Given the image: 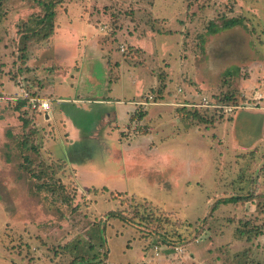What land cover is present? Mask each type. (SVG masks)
<instances>
[{
	"label": "rangeland",
	"instance_id": "374dc122",
	"mask_svg": "<svg viewBox=\"0 0 264 264\" xmlns=\"http://www.w3.org/2000/svg\"><path fill=\"white\" fill-rule=\"evenodd\" d=\"M228 18L241 25L211 33ZM62 25L79 42L95 33L80 49L115 56L106 81L94 64L111 98L135 100L137 77L156 102L174 103L151 137L159 149L124 145L125 165L104 129L62 139L65 117L101 129L103 106L83 101L82 115L49 98V122L30 109L25 99H48V75L61 72L52 39ZM256 92L262 109L264 0H0V264H264L262 116L183 106L203 96L253 107Z\"/></svg>",
	"mask_w": 264,
	"mask_h": 264
},
{
	"label": "crops",
	"instance_id": "0c3cea01",
	"mask_svg": "<svg viewBox=\"0 0 264 264\" xmlns=\"http://www.w3.org/2000/svg\"><path fill=\"white\" fill-rule=\"evenodd\" d=\"M87 26L90 28L89 25ZM88 27H85V30L88 31ZM78 34L79 32H74L73 34L70 31V28L65 25H62L56 29V35L52 39V62L57 64L61 72H50L48 77L51 78V81L47 87L43 88V93L47 96V100H49L50 105L52 101L49 98L52 99L53 97H56L54 102H58L60 104H71L72 108L78 112H80V110H77L78 108H81L83 113L89 112L90 107H86L83 101H85L86 104L103 106L105 111L100 116V121L98 122V124L102 125L103 127L101 129L92 128L90 133L91 122L76 123L74 122V120H72V118L65 117L64 121L61 124V126H63L61 134H63L64 136L62 139L64 141H67V143H72L73 141H78V139H86L87 137L91 138L93 131H95V133L97 134L98 131L104 129L102 138L110 139L111 141L115 142V146L113 148V157L120 156L121 154L125 165L126 163L129 164V161H127L128 152H121L122 148L123 150H125L124 145L131 147L133 144H140L141 146L143 144L145 149H159L161 146L156 148L155 143L153 142V140H151V137L154 135V133L163 131V119L171 117L172 115H170V113H173L174 109H177V107H175L173 102H167L165 98L157 102V104L146 106L140 105V103L146 102V98L149 95L153 96V94H151L148 90L144 92V80H140V78L137 77L131 78L130 83L133 87H130V89L127 90L135 93V100H125L126 95L122 91L118 92L117 96H115L116 98H111V94H113L114 89L106 88V82H104V88L101 89L99 87L100 80H98V77L100 76L99 73L96 72L97 69L95 65L97 64L95 63L99 62L98 65L102 68L101 72H103L101 75V79L103 81H106L108 80L106 78L109 74L108 59L111 57V59L113 58L114 62H117L115 56L108 54L104 55L105 51L102 52L101 55L92 56L91 50L87 49V46L83 47V45H89V42L92 41L91 39L97 42L95 33H92V36L87 37L86 40H82V42L88 43H84L80 49L78 44H82V42L78 41ZM96 42L95 45H97ZM75 46H77V49L75 48ZM94 52L98 53L96 50H94ZM77 55H80L82 58L79 61V69L74 74H71L70 72L71 70H73L71 68L72 66H75L74 64L76 63ZM119 65L120 66L117 65L116 70H119L121 68V64ZM116 70L112 71V73H114V75L116 76V80H122L124 77H129V74H125V72L131 71L128 68H125V71H123L124 69L121 70V72H119L120 70ZM116 80H114V82ZM152 83V80L147 79L148 87L152 86ZM103 90L107 93L106 96L102 98L98 97L97 93H99L100 91L103 92ZM195 100H197V98ZM78 104H83L84 106L77 107ZM73 105H75V107ZM56 106L59 110H57V115L62 116L60 114V111L63 110L65 112L66 110L63 108L59 109V105ZM137 111L141 112L140 118L132 122L131 117L135 113H137ZM254 111L258 115H261L264 120V108L255 109ZM52 112L54 113L55 110L51 111L50 109L48 113L41 114L44 115V118L45 115H48V119L45 118L44 120L45 122L51 121L55 116V114H53ZM80 114L82 113L80 112ZM173 121H176V123L177 121L179 123L180 121H182L184 123V126L181 127L183 131H188L191 129L190 125H188V123L186 122L187 119L185 118L182 120L180 118L174 117ZM131 123L133 124L132 128L130 127ZM156 125H158V128H156ZM137 126L141 128V132L137 133ZM52 127L54 128L53 125ZM135 130L136 133L134 132ZM262 138H264V121H262ZM96 139L98 140L99 138ZM160 139H162L161 141H163V138ZM161 143L162 142H159V145ZM258 143H253L249 145L248 148H252ZM119 149L121 153L118 151Z\"/></svg>",
	"mask_w": 264,
	"mask_h": 264
},
{
	"label": "built area",
	"instance_id": "2783aa9c",
	"mask_svg": "<svg viewBox=\"0 0 264 264\" xmlns=\"http://www.w3.org/2000/svg\"><path fill=\"white\" fill-rule=\"evenodd\" d=\"M262 95L260 93H255L253 100H256L257 103H255L253 107H248L246 105H238V104H221V102H211L206 97H199L198 101H193L191 103L184 104V107H187L190 110H201V109H208L212 111V113H217L220 116H233L236 112H239L241 110H252L255 109L258 104H260V100L262 99ZM28 101V105L31 110H34L36 112L41 113H48L51 109L50 102L47 99L43 98H30L28 97L25 99ZM157 104L155 101L154 96L149 95L146 98V102L140 103L142 106L146 105H152ZM179 105V104H178ZM182 106V105H179Z\"/></svg>",
	"mask_w": 264,
	"mask_h": 264
},
{
	"label": "trees",
	"instance_id": "16d2710c",
	"mask_svg": "<svg viewBox=\"0 0 264 264\" xmlns=\"http://www.w3.org/2000/svg\"><path fill=\"white\" fill-rule=\"evenodd\" d=\"M49 6L52 7V4L49 5ZM239 25H241V20L240 19H237V18L223 19L221 24H220V26H215V27H213L211 29V33L212 34H216V33H219L220 31L232 29V28H234L236 26H239ZM231 201H232V199H230L229 202H231Z\"/></svg>",
	"mask_w": 264,
	"mask_h": 264
},
{
	"label": "water",
	"instance_id": "95a60500",
	"mask_svg": "<svg viewBox=\"0 0 264 264\" xmlns=\"http://www.w3.org/2000/svg\"><path fill=\"white\" fill-rule=\"evenodd\" d=\"M47 117H48V115H45V118H46V119H48Z\"/></svg>",
	"mask_w": 264,
	"mask_h": 264
}]
</instances>
